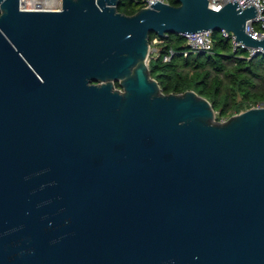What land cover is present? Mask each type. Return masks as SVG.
<instances>
[{"label": "water", "instance_id": "95a60500", "mask_svg": "<svg viewBox=\"0 0 264 264\" xmlns=\"http://www.w3.org/2000/svg\"><path fill=\"white\" fill-rule=\"evenodd\" d=\"M119 1L0 0V264H264V107L217 121L148 64L151 32L264 48L255 6Z\"/></svg>", "mask_w": 264, "mask_h": 264}, {"label": "trees", "instance_id": "16d2710c", "mask_svg": "<svg viewBox=\"0 0 264 264\" xmlns=\"http://www.w3.org/2000/svg\"><path fill=\"white\" fill-rule=\"evenodd\" d=\"M178 5L177 0H169ZM142 5L136 0H120L118 10L127 15L134 14ZM214 53L191 52L182 34L169 33L163 37L151 32L150 44L157 52L149 56L150 74L165 94H180L194 90L207 98L216 112L217 121L264 105V54L248 58L245 51L234 53L229 41L213 32ZM220 48L221 51L217 52ZM173 51L170 61L164 56ZM188 50V55L185 51ZM116 87H120L116 82Z\"/></svg>", "mask_w": 264, "mask_h": 264}, {"label": "built area", "instance_id": "2783aa9c", "mask_svg": "<svg viewBox=\"0 0 264 264\" xmlns=\"http://www.w3.org/2000/svg\"><path fill=\"white\" fill-rule=\"evenodd\" d=\"M142 5V7H150L157 0H136ZM162 3H170L169 0H158ZM237 1L240 8L244 9L250 5L255 6L257 15L248 20L246 31L255 39L264 38V0H209V6L215 10H220L225 4L229 2ZM63 0H20V7L24 11H59L62 9ZM186 40L188 50L191 52H203V53H214L215 38L213 31L202 30L192 33H182ZM222 38L229 41L231 51L234 53L245 51L248 58L256 56L258 54H264V48L262 47H251L244 44L242 41L236 40V35L233 32H227L222 30L220 32ZM158 39H154L153 43L150 44V54L158 51L157 48L152 47L158 43ZM188 50L185 51V55H188ZM164 56V61H170L174 52L171 50ZM150 56V55H149ZM257 107H264L259 105Z\"/></svg>", "mask_w": 264, "mask_h": 264}, {"label": "rangeland", "instance_id": "374dc122", "mask_svg": "<svg viewBox=\"0 0 264 264\" xmlns=\"http://www.w3.org/2000/svg\"><path fill=\"white\" fill-rule=\"evenodd\" d=\"M221 51V49L220 48H218L217 49V52H220ZM148 63H149V58H148ZM218 114V112H216V115ZM224 120H227V119H224ZM224 120H222V121H224Z\"/></svg>", "mask_w": 264, "mask_h": 264}]
</instances>
